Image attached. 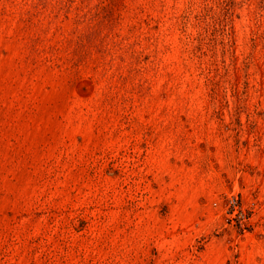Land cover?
Wrapping results in <instances>:
<instances>
[{
    "label": "rangeland",
    "instance_id": "rangeland-1",
    "mask_svg": "<svg viewBox=\"0 0 264 264\" xmlns=\"http://www.w3.org/2000/svg\"><path fill=\"white\" fill-rule=\"evenodd\" d=\"M0 264H264V0H0Z\"/></svg>",
    "mask_w": 264,
    "mask_h": 264
}]
</instances>
